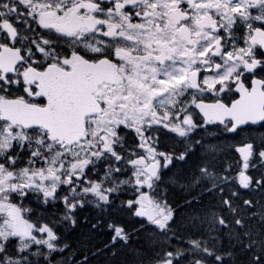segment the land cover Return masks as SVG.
Masks as SVG:
<instances>
[{
	"label": "flooded vegetation",
	"instance_id": "af4514ba",
	"mask_svg": "<svg viewBox=\"0 0 264 264\" xmlns=\"http://www.w3.org/2000/svg\"><path fill=\"white\" fill-rule=\"evenodd\" d=\"M71 18L81 26L69 32ZM85 20L88 24L82 26ZM3 47L18 49L22 57L13 74L0 73L5 89H18L36 105H43L44 99L37 96L36 82L25 84L26 69L42 72L56 65L70 70L76 62L100 58L116 72V85L123 72L128 80L157 92L137 127L145 139L144 154L153 163L140 156L139 164H124L127 175L141 170L143 192L135 200L146 199L147 188L170 165L174 152L194 154L201 149L239 157V149L250 144L254 157L264 158V0H0V50ZM199 101L218 114L236 103L238 116L254 123L232 130V119L203 120L196 108ZM126 121L137 125L133 115ZM180 139L184 142L179 144ZM103 143L116 162L122 150L129 149L118 146L117 136L108 142L101 138L99 150ZM16 155L26 168L39 160L27 149ZM239 159V170L246 171L250 181L242 187L235 179L242 210L235 223L241 239L246 231L253 233L258 248L252 261L264 264V237L258 236L260 230L264 233L259 226L264 211L256 212L264 210V164ZM257 174L261 179H254ZM54 196L43 215L62 218L60 211L74 208L75 201ZM258 196L262 205L247 200L244 208V199L256 201Z\"/></svg>",
	"mask_w": 264,
	"mask_h": 264
},
{
	"label": "trees",
	"instance_id": "16d2710c",
	"mask_svg": "<svg viewBox=\"0 0 264 264\" xmlns=\"http://www.w3.org/2000/svg\"><path fill=\"white\" fill-rule=\"evenodd\" d=\"M122 135L127 137V132ZM131 140L134 142V137ZM186 159L180 168L166 171L164 174L169 176L163 177L156 187L157 197L169 206L164 227L156 221L143 226L142 220L131 212L125 217L128 219L126 229L117 235L100 232L102 220L93 222L92 219L89 224L75 228L63 224L62 231L56 232L49 240L36 231L32 238L24 241L9 236L2 242L0 264H161L167 253L181 254L174 259L175 264H201L200 261L202 264H238L236 237L220 233V230L209 235L204 227L205 221L201 219L204 213L216 208L220 212L224 187L232 189L233 186L225 184L223 187L220 181L207 185L197 173L205 159L198 152ZM211 163L215 175L235 173L236 157L233 155L228 156V160L215 155ZM192 164L196 170L190 168ZM104 185L111 186L115 196L131 194L118 177H108ZM30 194L41 201V195ZM103 204L99 203L103 209L95 211L110 212ZM33 208L39 212L38 208ZM115 211V218L123 212ZM35 225L39 226V221H35ZM56 227L58 230L59 225ZM193 242L207 252L198 254Z\"/></svg>",
	"mask_w": 264,
	"mask_h": 264
},
{
	"label": "water",
	"instance_id": "95a60500",
	"mask_svg": "<svg viewBox=\"0 0 264 264\" xmlns=\"http://www.w3.org/2000/svg\"><path fill=\"white\" fill-rule=\"evenodd\" d=\"M100 68L99 65L81 63L74 65L73 71L70 72L52 66L34 77H31L33 72L27 73L29 80L39 82L38 95L45 98V106L38 108L23 101H2V118L23 127H42L52 141L58 140L68 144L77 142L84 131L85 116L101 111V106L91 96L92 91L103 81H112L110 73L107 74ZM89 75L91 77L87 79ZM197 107L203 118L220 121V115L210 112L207 106L198 103ZM230 116L226 114L222 117ZM231 118L240 117L235 115ZM245 121L247 119L240 120L239 123L243 124ZM239 153L248 157L250 151L248 147H243ZM163 264L173 263L167 260Z\"/></svg>",
	"mask_w": 264,
	"mask_h": 264
},
{
	"label": "rangeland",
	"instance_id": "374dc122",
	"mask_svg": "<svg viewBox=\"0 0 264 264\" xmlns=\"http://www.w3.org/2000/svg\"><path fill=\"white\" fill-rule=\"evenodd\" d=\"M126 84L129 85L130 83H126ZM141 84L144 85L143 82ZM128 85L125 88L120 86L116 88L113 92H111V89L109 90L108 88L100 90L99 95L104 103L105 113L99 116L98 119L92 120L93 124L91 130L89 131V138L87 139V141H85V144L83 145L84 150L88 151L90 155H94V146L96 143L94 136L97 133L109 137L110 134L112 133L113 126L115 124H119L121 120L123 122H127L125 119H127V117H130V115H132L133 112L136 111L137 109H141L139 108L141 106L145 107L143 109L144 111H146L147 103L150 100L149 98H152V96L154 98L156 96L157 92L152 91L149 86H145V85L139 86V84H135V85L130 84L129 86ZM145 89H148V91H145ZM142 102H144L146 105L142 104ZM139 118L140 116H137L135 119L138 120ZM178 125L179 122H176L175 129L178 128ZM4 130L6 129H3V131L0 132V149L10 147L11 143L14 140H19L22 142L27 138V135H25L19 129L9 134H6ZM139 133H137V135H140ZM36 136L37 135H34V137H31V139H33L37 144L43 145L46 140H43L42 136L40 135L37 137ZM45 146L48 147V144ZM77 150L78 149L74 151H69L64 149L57 150L52 160L59 159V156L61 154H67L68 156H70L69 153H71V155H73ZM142 153L145 152L142 151ZM137 159H139L138 155H137ZM7 160L8 162H11L10 159ZM88 163H89L88 158H85L84 160H79L77 162L72 161V163L69 164L70 174H71L69 180H73L75 174L77 173L79 174L80 172H82L86 167V164L88 165ZM16 177L17 176L15 173H12L10 171H4L2 168H0V244L10 234L11 228H15V234L17 236L25 235V231L22 228L18 227L20 225H15L14 222L11 219H9V217L7 216L8 212L18 211V209L12 207V204L8 203V195L2 194V192H6V193L13 192V193H17L19 196L21 191L26 189V187H28L32 182L38 186L39 191L43 194L44 197H49L51 192L50 189H47L43 185L45 184L46 180L52 183L51 174H46L45 172H42L40 170L25 171L22 172L21 177L18 178V180L21 182L20 185L11 186L10 180ZM84 183H86V181ZM165 210H166L165 205L161 201L153 200L148 203V213L150 214L151 219H154L157 216H161V219H163L164 216L162 213H164ZM170 256L174 258L178 257V255H170Z\"/></svg>",
	"mask_w": 264,
	"mask_h": 264
}]
</instances>
